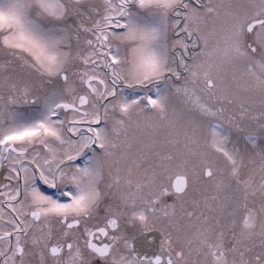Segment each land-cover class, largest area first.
Returning a JSON list of instances; mask_svg holds the SVG:
<instances>
[{
    "label": "snow or ice",
    "instance_id": "6c2138e0",
    "mask_svg": "<svg viewBox=\"0 0 264 264\" xmlns=\"http://www.w3.org/2000/svg\"><path fill=\"white\" fill-rule=\"evenodd\" d=\"M0 264H264V0H0Z\"/></svg>",
    "mask_w": 264,
    "mask_h": 264
}]
</instances>
